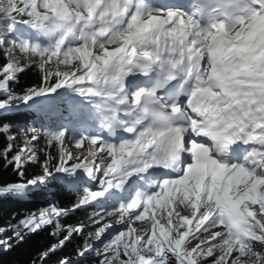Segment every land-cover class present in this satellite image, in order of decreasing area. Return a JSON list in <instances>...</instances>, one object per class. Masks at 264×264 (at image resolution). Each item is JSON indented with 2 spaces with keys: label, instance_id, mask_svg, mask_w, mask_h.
Masks as SVG:
<instances>
[{
  "label": "snow or ice",
  "instance_id": "snow-or-ice-1",
  "mask_svg": "<svg viewBox=\"0 0 264 264\" xmlns=\"http://www.w3.org/2000/svg\"><path fill=\"white\" fill-rule=\"evenodd\" d=\"M0 54V198L76 194L0 249L51 229L30 264L75 238L53 264H264V0H0ZM21 107L67 115L13 132Z\"/></svg>",
  "mask_w": 264,
  "mask_h": 264
},
{
  "label": "trees",
  "instance_id": "trees-1",
  "mask_svg": "<svg viewBox=\"0 0 264 264\" xmlns=\"http://www.w3.org/2000/svg\"><path fill=\"white\" fill-rule=\"evenodd\" d=\"M0 63H3V56L0 54ZM38 82V77L32 71H27L19 75V83L14 85L17 91H21L23 88L30 87L34 83ZM31 113V109L21 107L18 111L7 116V120L13 124V132H16L19 128V124L25 121L26 113ZM6 143L3 137H0V148ZM40 145L43 146V140ZM42 156V154H41ZM34 170L33 167L27 169L30 175ZM15 176L12 174L11 169L4 170L0 167V183L13 181ZM50 186L53 189L46 190V187ZM46 187L30 189L28 194L22 198H0V227H5L9 222L15 223L16 219L29 211L47 206L48 204H57L60 207H70L75 199V193L68 192L62 188H59L58 184L54 181L49 183ZM92 209L86 211L77 210L75 213L70 214L62 222L64 223H76L81 220H86V217ZM13 214H16V219H13ZM51 229H45L36 234L31 235L26 241L19 246H14L11 251L4 252L0 249V261L3 264H30L32 258L41 250L46 249L51 243L55 242L53 238L49 236ZM11 235V232H8ZM2 238V237H0ZM79 238L73 239L71 243H68L62 251H58L55 255L51 256L45 264H53L58 258L65 255L74 256V248ZM94 255H88L86 258L81 259L79 264H94Z\"/></svg>",
  "mask_w": 264,
  "mask_h": 264
},
{
  "label": "bare ground",
  "instance_id": "bare-ground-1",
  "mask_svg": "<svg viewBox=\"0 0 264 264\" xmlns=\"http://www.w3.org/2000/svg\"><path fill=\"white\" fill-rule=\"evenodd\" d=\"M193 243H195V241H193Z\"/></svg>",
  "mask_w": 264,
  "mask_h": 264
},
{
  "label": "rangeland",
  "instance_id": "rangeland-1",
  "mask_svg": "<svg viewBox=\"0 0 264 264\" xmlns=\"http://www.w3.org/2000/svg\"><path fill=\"white\" fill-rule=\"evenodd\" d=\"M98 243V245H99V242H97Z\"/></svg>",
  "mask_w": 264,
  "mask_h": 264
}]
</instances>
